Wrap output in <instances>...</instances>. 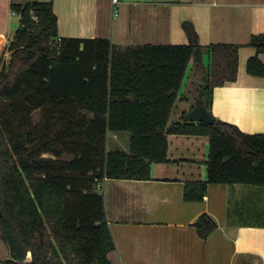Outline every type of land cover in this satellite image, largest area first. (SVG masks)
I'll list each match as a JSON object with an SVG mask.
<instances>
[{
	"label": "trees",
	"instance_id": "obj_1",
	"mask_svg": "<svg viewBox=\"0 0 264 264\" xmlns=\"http://www.w3.org/2000/svg\"><path fill=\"white\" fill-rule=\"evenodd\" d=\"M20 28L0 61V239L10 259L0 264H114L115 246L98 186L107 180H151L168 160L170 135L207 137L203 185L264 187V135L215 119L216 88L236 82L238 45L203 46L191 21L186 45L118 46L106 39L61 38L53 3L19 2ZM37 18V20L34 19ZM7 38L0 35V49ZM246 71L264 77V34ZM208 54L210 64L204 66ZM203 73L195 108L213 125H169L189 64ZM109 132L128 133L129 150H108ZM206 239L217 225H194Z\"/></svg>",
	"mask_w": 264,
	"mask_h": 264
},
{
	"label": "crops",
	"instance_id": "obj_2",
	"mask_svg": "<svg viewBox=\"0 0 264 264\" xmlns=\"http://www.w3.org/2000/svg\"><path fill=\"white\" fill-rule=\"evenodd\" d=\"M52 3L61 38L106 39L118 46L186 45L182 23L188 20L201 45L240 46L237 81L214 90L211 111L215 119L236 125L245 134L264 135V77L246 71L257 52L249 46L250 39L264 34V0H119L117 6L113 0ZM12 18L11 0H0V35L6 38ZM259 58L264 63V54ZM203 62L207 68L208 54ZM202 74L198 65L189 64L170 126L183 123L195 109ZM112 139V144L127 145L129 137L114 134ZM167 139L169 162L153 164L151 180H107L97 189L104 196L115 246L110 260L114 264H264V187L207 185L203 191L209 139L187 135ZM113 149L127 152L129 140L128 147ZM202 215L217 225L206 239L194 226Z\"/></svg>",
	"mask_w": 264,
	"mask_h": 264
},
{
	"label": "rangeland",
	"instance_id": "obj_3",
	"mask_svg": "<svg viewBox=\"0 0 264 264\" xmlns=\"http://www.w3.org/2000/svg\"><path fill=\"white\" fill-rule=\"evenodd\" d=\"M20 28V19L18 17H14L11 20V25H10V30H9V39H13L15 36L16 31ZM7 37V38H8ZM200 74V73H199ZM203 75V74H202ZM198 83H196L197 85ZM195 95V94H192ZM190 96V103L194 102L195 97L194 96ZM114 134H119V135H127V138L129 137L130 139V135L128 133H113V132H109L108 134V140H107V147L108 150H112L113 147H128V140H127V145L122 144V145H118V144H112L113 141H115L114 139H112L114 137ZM114 150V149H113ZM7 259H10V254H9V250L7 248V246L2 242V239H0V262L6 261Z\"/></svg>",
	"mask_w": 264,
	"mask_h": 264
},
{
	"label": "built area",
	"instance_id": "obj_4",
	"mask_svg": "<svg viewBox=\"0 0 264 264\" xmlns=\"http://www.w3.org/2000/svg\"><path fill=\"white\" fill-rule=\"evenodd\" d=\"M33 1L47 3V2H51L52 0H11V5L15 4V3H19V2L24 3V2H33ZM118 4H119V0H113L114 6H117ZM11 16L12 17L18 16L20 18V15L17 14L16 12H14V10H12V9H11ZM34 19L37 20L36 17H34ZM12 40L13 39H9V37H8L5 45L3 46V48L0 49V61L6 65H8V63L10 62L11 57H12V52L10 51V44H11ZM101 185L98 186V189L101 188Z\"/></svg>",
	"mask_w": 264,
	"mask_h": 264
},
{
	"label": "water",
	"instance_id": "obj_5",
	"mask_svg": "<svg viewBox=\"0 0 264 264\" xmlns=\"http://www.w3.org/2000/svg\"><path fill=\"white\" fill-rule=\"evenodd\" d=\"M188 119L191 122L203 123L208 125H213L216 121L213 117L209 115L208 111L203 105L193 109L189 113Z\"/></svg>",
	"mask_w": 264,
	"mask_h": 264
}]
</instances>
